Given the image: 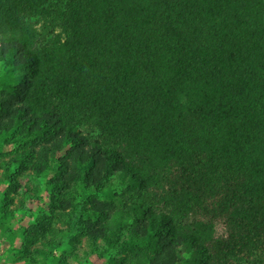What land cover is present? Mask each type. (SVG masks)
<instances>
[{"label": "trees", "instance_id": "16d2710c", "mask_svg": "<svg viewBox=\"0 0 264 264\" xmlns=\"http://www.w3.org/2000/svg\"><path fill=\"white\" fill-rule=\"evenodd\" d=\"M185 105L264 176V0H0V259L210 264L160 207Z\"/></svg>", "mask_w": 264, "mask_h": 264}, {"label": "rangeland", "instance_id": "374dc122", "mask_svg": "<svg viewBox=\"0 0 264 264\" xmlns=\"http://www.w3.org/2000/svg\"><path fill=\"white\" fill-rule=\"evenodd\" d=\"M162 123L181 138L183 146L173 149L169 165L156 172L167 193L160 207L173 215L180 230L195 233L209 245L210 264H264V176L257 163L241 145L233 144L216 163L205 165L200 157L202 129L189 105ZM6 193L13 192L0 186V197ZM23 223H29L27 218ZM6 226L19 227L20 223ZM81 241L76 243L79 262L67 253L69 264L104 263L95 256L86 263V241ZM3 245L6 258L0 264H27L9 254L14 245L10 240L4 239Z\"/></svg>", "mask_w": 264, "mask_h": 264}]
</instances>
